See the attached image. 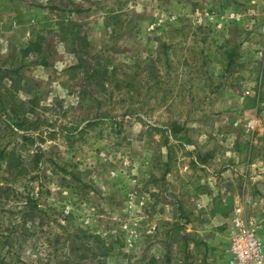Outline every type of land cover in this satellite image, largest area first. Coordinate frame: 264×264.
Segmentation results:
<instances>
[{
  "label": "rangeland",
  "instance_id": "rangeland-1",
  "mask_svg": "<svg viewBox=\"0 0 264 264\" xmlns=\"http://www.w3.org/2000/svg\"><path fill=\"white\" fill-rule=\"evenodd\" d=\"M0 99V264H226L240 204L264 241V0H13Z\"/></svg>",
  "mask_w": 264,
  "mask_h": 264
},
{
  "label": "built area",
  "instance_id": "built-area-1",
  "mask_svg": "<svg viewBox=\"0 0 264 264\" xmlns=\"http://www.w3.org/2000/svg\"><path fill=\"white\" fill-rule=\"evenodd\" d=\"M234 212L226 264H264V241L259 235V225L245 216L244 204Z\"/></svg>",
  "mask_w": 264,
  "mask_h": 264
},
{
  "label": "crops",
  "instance_id": "crops-1",
  "mask_svg": "<svg viewBox=\"0 0 264 264\" xmlns=\"http://www.w3.org/2000/svg\"><path fill=\"white\" fill-rule=\"evenodd\" d=\"M186 174H188V172H186ZM185 185L187 186V184L185 183ZM202 185L203 183H195L193 182V184H190V192H197L198 196H197V199L200 200V201H205L206 199H210L212 198L213 201L214 200H218V199H222V200H228V201H236V195L234 194V192H228L226 195L223 193V190L221 189V191H218V190H215V192H211V190L209 189L208 191L206 190H202ZM197 186V187H195ZM229 186V185H228ZM227 189V188H226ZM230 198H232V200H230ZM231 207V206H230ZM232 214V213H231ZM216 216H223L222 213L220 212H217L216 213ZM224 218V217H223Z\"/></svg>",
  "mask_w": 264,
  "mask_h": 264
},
{
  "label": "trees",
  "instance_id": "trees-1",
  "mask_svg": "<svg viewBox=\"0 0 264 264\" xmlns=\"http://www.w3.org/2000/svg\"><path fill=\"white\" fill-rule=\"evenodd\" d=\"M13 0H0V12H7L10 11L11 9V4H12ZM11 26H9L8 24L5 25V28L10 29ZM35 32L31 31V39L33 40L35 37ZM27 51H29V48L27 49ZM1 100V99H0ZM1 157L6 158V160H9V153L7 151H2L1 152ZM40 158L38 157L36 159V162L39 163Z\"/></svg>",
  "mask_w": 264,
  "mask_h": 264
}]
</instances>
